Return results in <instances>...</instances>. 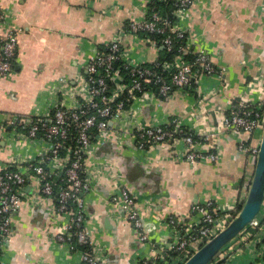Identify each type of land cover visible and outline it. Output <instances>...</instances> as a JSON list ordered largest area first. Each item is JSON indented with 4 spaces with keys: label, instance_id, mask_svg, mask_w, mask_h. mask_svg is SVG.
Wrapping results in <instances>:
<instances>
[{
    "label": "crops",
    "instance_id": "obj_1",
    "mask_svg": "<svg viewBox=\"0 0 264 264\" xmlns=\"http://www.w3.org/2000/svg\"><path fill=\"white\" fill-rule=\"evenodd\" d=\"M150 1L0 0V32L17 36L12 70L0 74V171L14 156H34L40 148L38 140L21 134L23 130L3 129L6 118L50 115L56 94L61 98L71 91L95 46L112 40L125 20L146 17ZM186 20L189 41L206 49L223 68L228 87L218 89L217 75L202 74L200 91L212 92L202 106L188 88L177 89L168 98L137 100L135 106L144 123L178 116L200 134L218 122L219 109L228 110L230 98L248 95L258 101L259 92H248V82L264 74V0H194ZM124 44L135 60L150 61L161 54L156 46L140 48L131 34ZM115 126L130 124L118 116ZM260 137V130L249 134L224 129L217 137V158L203 156L195 161L180 157L187 148L183 141L141 149L128 136L123 144L112 135L102 137L88 156L89 166L100 171L83 194L84 225L92 243L101 249L102 264H139L153 255L152 242L169 239V216L190 217L196 202L212 199L240 204L245 200L255 165L248 147ZM241 141L247 148H240ZM205 144L200 147L208 153ZM117 181L134 194L147 239H141L122 207L113 204ZM28 191L12 218L0 264H83L80 249L57 239L68 214L56 210L53 198L36 197L33 185ZM252 249L253 243L246 244L224 255L225 264H263Z\"/></svg>",
    "mask_w": 264,
    "mask_h": 264
},
{
    "label": "built area",
    "instance_id": "obj_2",
    "mask_svg": "<svg viewBox=\"0 0 264 264\" xmlns=\"http://www.w3.org/2000/svg\"><path fill=\"white\" fill-rule=\"evenodd\" d=\"M193 1L173 0L174 7L169 15L152 9L142 19L122 22L112 40L95 46L85 71L78 74L71 91L61 98L56 94L57 99L51 106L50 115L6 118L3 129L11 127L16 131L23 130L21 134L38 140L40 148L34 156H14L0 171V253L11 233L12 218L33 185L36 197L53 198L56 210L68 214L63 229L57 234L58 241L75 249H78V243L86 244L87 249H80L83 264H102L101 249L92 243L84 225L87 209L83 194L91 188L100 171L89 166V153L104 136L112 135L120 144L125 143V137L128 136L141 149L162 143L175 145L183 141L187 148L180 157L189 161L203 156L216 159L218 133L224 129L249 134L260 130L262 137V72L248 82V92H259L258 101L254 102L248 95L240 96L237 100L230 98L228 110L219 109L218 122L200 134L184 124L178 116L148 124L140 119L135 106L137 100L149 101L155 96L168 98L177 89L188 88L195 92L202 106L204 99L212 93L200 91L198 82L202 74L217 75L221 84L218 89L228 87L223 68L213 62L206 49L194 46L189 41L186 19ZM147 8L149 11V5ZM129 34L134 36L140 48L156 46L176 52L169 58L157 56L150 61L135 60L124 44ZM16 53V34L0 32L1 75L12 70ZM118 116L130 126L116 127ZM260 141L248 147L253 153L254 163ZM203 143H206L208 153L203 150L204 147L201 149ZM239 146L247 148L245 141H241ZM102 164L109 167L110 163ZM111 200L114 205L122 207L126 218L139 229L141 239H147V234L141 230L143 222L140 206L129 188L117 181ZM241 207L237 202L225 204L208 199L196 202L188 218L169 216L167 223L172 226L169 239L154 240V254L140 259L139 264H182L223 229ZM263 209L264 205L261 212ZM262 219L264 215L254 218L242 233L222 249L215 260L253 243L252 251L256 259L264 264ZM250 226L259 229L255 236Z\"/></svg>",
    "mask_w": 264,
    "mask_h": 264
},
{
    "label": "water",
    "instance_id": "obj_3",
    "mask_svg": "<svg viewBox=\"0 0 264 264\" xmlns=\"http://www.w3.org/2000/svg\"><path fill=\"white\" fill-rule=\"evenodd\" d=\"M264 205V129L247 196L236 216L182 264H210L236 236L242 233Z\"/></svg>",
    "mask_w": 264,
    "mask_h": 264
},
{
    "label": "trees",
    "instance_id": "obj_4",
    "mask_svg": "<svg viewBox=\"0 0 264 264\" xmlns=\"http://www.w3.org/2000/svg\"><path fill=\"white\" fill-rule=\"evenodd\" d=\"M149 11H148V14L150 13V11L152 9H155V10H158L159 12L163 13V14H170L172 12V9L174 7V3H173V0H151L149 2ZM161 50V54H160V57L162 58H169V57H172L173 54L176 52L175 50L173 51H166L165 49H160ZM244 200L239 204V208L242 206ZM261 216V213L259 214V217ZM262 223H264V219H262ZM249 228L252 229L253 231V235L255 236V234L258 232V228L256 227H252L250 226ZM262 241H264V239L262 238ZM76 248L78 249H87L88 246L86 244H81V243H78L76 245ZM225 260H226V257L219 260L218 262L216 263H213V264H225ZM160 264V263H158Z\"/></svg>",
    "mask_w": 264,
    "mask_h": 264
},
{
    "label": "rangeland",
    "instance_id": "obj_5",
    "mask_svg": "<svg viewBox=\"0 0 264 264\" xmlns=\"http://www.w3.org/2000/svg\"><path fill=\"white\" fill-rule=\"evenodd\" d=\"M220 255H221V254H220ZM220 255H219V256H220ZM216 258H217V257H216ZM216 258H215V259H216ZM215 259H214V261H216Z\"/></svg>",
    "mask_w": 264,
    "mask_h": 264
}]
</instances>
